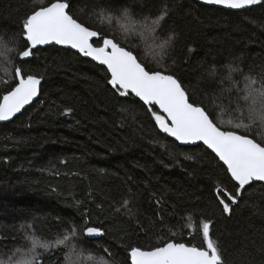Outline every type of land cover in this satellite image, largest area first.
Masks as SVG:
<instances>
[{"label":"trees","instance_id":"16d2710c","mask_svg":"<svg viewBox=\"0 0 264 264\" xmlns=\"http://www.w3.org/2000/svg\"><path fill=\"white\" fill-rule=\"evenodd\" d=\"M48 2L0 0V37L10 49H24L23 19ZM103 2L71 0L72 14L129 46L147 67H158L155 45L135 34L126 41L116 28L96 21L93 7ZM119 4L136 17H155L167 6L159 36L175 32L177 39L163 63L194 102L227 126L234 113L211 101L230 69L239 70L231 73L237 81L264 72V6L233 12L194 0ZM16 52L0 55V96L14 85L16 67L42 80L39 100L0 124V260L30 258L28 236L53 241L71 222L99 227L104 235H80L75 251L37 249L42 264H130L132 247L148 249L170 239L204 246L200 224L207 220L225 264H264L263 184L254 182L233 212L223 213L216 188L235 191L226 167L207 148L181 146L159 131L138 98L114 94L105 68L64 48L34 49L23 63Z\"/></svg>","mask_w":264,"mask_h":264},{"label":"snow or ice","instance_id":"6c2138e0","mask_svg":"<svg viewBox=\"0 0 264 264\" xmlns=\"http://www.w3.org/2000/svg\"><path fill=\"white\" fill-rule=\"evenodd\" d=\"M203 2L234 10L264 6V0ZM72 9L71 0H49L46 6L32 8L22 21L24 49L16 52L0 37V55L16 52L23 63L25 58L33 56L37 46L56 44L68 46L104 66L108 74L106 83L114 94L138 98L146 106L159 131L181 144L202 142L223 162L226 173L234 182L235 191L217 187L215 194L222 212L230 215L233 205L254 182H264V131H257L264 129V72L244 75L241 81H237L231 73L239 70L230 69L228 75L220 78L219 93L214 94L212 106L226 103L235 116L227 121V126H223V121H214L203 103H196L190 98L189 90L175 74L169 73L163 63L168 49L174 46L177 39L175 32L167 33L163 40L159 36V30L169 15L166 5L155 17H136L129 7L120 6L119 0H104L94 5L92 12L98 23L116 28L126 41L135 34L146 46L155 45L159 49L156 68L147 67L129 46H122L114 36L102 35L100 30L79 22ZM133 46L139 47L140 43L136 42ZM209 75L215 77L216 73L209 70ZM14 79V85L0 96V121L11 120L40 93L42 77L25 74L21 67H16ZM128 203L124 200L123 207L127 208ZM210 229L211 221L205 220L200 224L204 241L202 247L171 239L148 249L132 247L128 253L130 264H225L221 247L212 238ZM80 235L93 239L102 237L104 232L99 227H78L69 222L68 228L53 241L28 236L30 247L25 256L30 258H9L0 260V264H42L37 249L48 252L64 246L75 251L73 241Z\"/></svg>","mask_w":264,"mask_h":264},{"label":"water","instance_id":"95a60500","mask_svg":"<svg viewBox=\"0 0 264 264\" xmlns=\"http://www.w3.org/2000/svg\"><path fill=\"white\" fill-rule=\"evenodd\" d=\"M195 1H196V2H199V3L203 4V5L209 6V7H216V8H220V9H224V10H228V11H233V12H240V11L249 10V9L252 8V7H251V8H247V9L234 10V9L224 8V7H222V6H218V5L206 4V3L203 2V0H195ZM52 46H56V47H59V48H65V49H69V50H71V51H73V52H76V50L71 49V48L68 47V46H62V45H56V44L37 46L36 49H39V48H42V47H52ZM76 53H77V52H76ZM78 54H79V53H78ZM85 58L91 60V58H89V57H85ZM91 61H92V60H91ZM92 62L98 64V63L95 62V61H92ZM98 65H99V64H98ZM102 67H104V66H102ZM40 89H41V85H40ZM39 98H40V93H39V95L33 100V102H32L30 105L25 106V108L22 110L21 113H18L15 117H13V118H12L11 120H9V121H0V124H9V123H11L15 118L19 117V116L23 113V111H25L26 109H28L29 107H31L33 104H35V103L39 100ZM170 138H171L172 140H174V138H172V137H170ZM174 141H175V140H174ZM175 142H177L178 144H180L181 146H184V147H198V146H203V147L207 148L205 145H203L202 142H197L196 144H181V143L178 142V141H175ZM208 150L212 153V151H211L210 149H208ZM212 154L215 156L214 153H212ZM215 157H216V156H215ZM216 158H217V157H216ZM221 163L223 164V162H221ZM225 167H226V166H225ZM255 183H260V184H263V185H264V182H255Z\"/></svg>","mask_w":264,"mask_h":264},{"label":"bare ground","instance_id":"6f19581e","mask_svg":"<svg viewBox=\"0 0 264 264\" xmlns=\"http://www.w3.org/2000/svg\"><path fill=\"white\" fill-rule=\"evenodd\" d=\"M195 1V0H194ZM197 3H199V2H197ZM199 4H201V3H199ZM201 5H203V4H201ZM204 6H206V5H204ZM207 7H209V6H207ZM253 7V6H252ZM214 8H216V7H214ZM218 9H220V8H218ZM224 10V9H223ZM52 47H56V46H52ZM42 48H45V47H42ZM47 48V47H46ZM59 48V47H58ZM65 49V48H64ZM69 50V49H68ZM71 51V50H70ZM73 52V51H72ZM74 53H76V52H74ZM78 54V53H77ZM85 58V57H84ZM87 59V58H86ZM89 60V59H88ZM91 61V60H90ZM94 63V62H93ZM96 64V63H95ZM96 65H98V64H96ZM99 66H101V65H99ZM102 67V66H101ZM104 68V67H103ZM40 91H41V89H40ZM16 119V118H15Z\"/></svg>","mask_w":264,"mask_h":264},{"label":"rangeland","instance_id":"374dc122","mask_svg":"<svg viewBox=\"0 0 264 264\" xmlns=\"http://www.w3.org/2000/svg\"><path fill=\"white\" fill-rule=\"evenodd\" d=\"M38 250H40V251H44L43 249H38Z\"/></svg>","mask_w":264,"mask_h":264}]
</instances>
